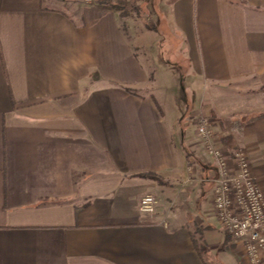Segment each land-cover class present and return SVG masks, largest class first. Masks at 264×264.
I'll use <instances>...</instances> for the list:
<instances>
[{
  "label": "crops",
  "instance_id": "1",
  "mask_svg": "<svg viewBox=\"0 0 264 264\" xmlns=\"http://www.w3.org/2000/svg\"><path fill=\"white\" fill-rule=\"evenodd\" d=\"M163 25L185 36L190 128L174 100L141 93ZM217 90L264 94V0H0V264H248L216 218L196 119L248 155L264 192V108Z\"/></svg>",
  "mask_w": 264,
  "mask_h": 264
},
{
  "label": "built area",
  "instance_id": "2",
  "mask_svg": "<svg viewBox=\"0 0 264 264\" xmlns=\"http://www.w3.org/2000/svg\"><path fill=\"white\" fill-rule=\"evenodd\" d=\"M82 1L98 5L108 0ZM196 131L217 167L213 207L218 222L227 234L244 244L248 264H264V192L253 175L248 155L241 150L231 152L220 147L212 120L206 116L196 119ZM158 205V198L147 194L142 197L139 209L142 214L153 216Z\"/></svg>",
  "mask_w": 264,
  "mask_h": 264
},
{
  "label": "rangeland",
  "instance_id": "3",
  "mask_svg": "<svg viewBox=\"0 0 264 264\" xmlns=\"http://www.w3.org/2000/svg\"><path fill=\"white\" fill-rule=\"evenodd\" d=\"M138 11L139 10L135 9L133 16H140L141 13H138ZM148 14L149 15L146 14L147 17L145 18V21L146 23L151 22L152 25L157 19L155 18L151 9L148 11ZM142 16L143 15H141V17ZM140 18L139 20L141 21L143 18ZM163 26L164 27L159 29L156 34H151L152 36L150 41L153 47L148 46L144 48L143 50L145 51H143L141 54L145 61H148L151 79L150 84H146V88L142 90L141 93H153L158 98V100L162 102L167 101L170 103L171 100H174L176 103L175 106H177L180 111V119L182 124L185 123V125L190 128V111L193 109V95H191L192 91L189 92V90L186 89L188 84L187 82L190 81L188 79V74L192 71L191 66H189V62L186 58L187 55L185 54L184 49H180L185 36L180 35L179 33L175 34V30L173 29L172 25H170V30L172 33L166 30V25ZM187 44L189 45V43ZM147 53L149 56L148 58L145 56ZM159 56H161V58H159ZM206 86L208 89L210 88V85L209 87L208 84ZM217 92L219 95L218 101H220L222 104H225V101H228L227 104L232 105V108H234L235 103L237 106L238 103L250 104L248 106L249 109H253L251 111L252 113L264 108V94L255 93L248 96L246 94L240 93L237 90H232L231 92L227 93L223 90H217ZM170 107L171 105H169V108ZM198 144L199 142L197 137L193 136L192 134L185 139V148L188 149L190 153L195 150V146ZM203 158V160L212 164V158Z\"/></svg>",
  "mask_w": 264,
  "mask_h": 264
},
{
  "label": "trees",
  "instance_id": "4",
  "mask_svg": "<svg viewBox=\"0 0 264 264\" xmlns=\"http://www.w3.org/2000/svg\"><path fill=\"white\" fill-rule=\"evenodd\" d=\"M106 4H107L108 6H111L113 9L120 10V9H124V8L126 7V5L128 4V2H125V1H119V2H117V3H114V2L108 0V1L106 2ZM128 92L134 94L131 90H128ZM261 116H262V115H259V116L256 117V118H259V117H261ZM143 176L146 177V178H150V179H152V180H155V181H158V180H159L158 177H157V175H155V174H145V175H143Z\"/></svg>",
  "mask_w": 264,
  "mask_h": 264
}]
</instances>
